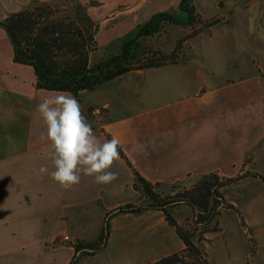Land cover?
Segmentation results:
<instances>
[{
    "label": "crops",
    "instance_id": "0c3cea01",
    "mask_svg": "<svg viewBox=\"0 0 264 264\" xmlns=\"http://www.w3.org/2000/svg\"><path fill=\"white\" fill-rule=\"evenodd\" d=\"M33 1L0 0V20ZM80 1L97 2L88 11L100 25L97 42L99 50L105 51L132 37L155 14L181 15V0ZM195 8L201 20L220 22L192 38L184 47L185 57L177 64L127 74L111 82V91L95 90L97 97L87 103L81 99L84 92L74 97L94 134L101 141L118 139L128 161L156 191L217 173L223 178L241 177L233 185L250 181L242 194H255L259 186L264 187V175L251 169L258 160L264 161V0H225L209 7L208 15ZM221 27H234L233 47L246 55L239 75L226 72L231 65L217 68V29ZM204 35L215 43L213 47L192 46ZM8 39L0 27V264H58L56 252L61 248L70 254L65 264L74 258L77 263L89 249L76 254L74 246H64L66 241L61 240L80 227L83 207L88 209L97 202L105 207L107 202V215L113 208L111 213L133 204L141 189L135 188L133 169L120 155L110 169L118 177L106 185L82 176L79 184L64 189L50 175L39 173L41 167L51 172L54 166L48 157V142L39 139L46 126L36 108L45 97L60 92L36 88L32 68L14 62ZM131 74L132 83L125 84L124 79ZM248 213L239 216L244 232L250 230L257 245L256 236L264 233V204L251 207ZM56 220L58 231L53 227ZM47 225L54 232H46ZM73 236V240L79 239ZM184 248L181 241L177 251L149 263Z\"/></svg>",
    "mask_w": 264,
    "mask_h": 264
},
{
    "label": "trees",
    "instance_id": "16d2710c",
    "mask_svg": "<svg viewBox=\"0 0 264 264\" xmlns=\"http://www.w3.org/2000/svg\"><path fill=\"white\" fill-rule=\"evenodd\" d=\"M193 1H180L181 15L174 12L155 14L132 37L116 43L117 53L96 62L91 61V56L99 49L97 33L100 25L89 14L88 8L97 5V2L84 4L80 0H35L28 7L0 20V27L11 41L14 62L33 69L38 90L71 93L79 98L83 92L92 91L127 74L177 64L182 58L178 46L171 55H167L144 43L159 34L165 23L192 27L203 22L211 28L220 22L213 19L208 24V21L201 20ZM194 37L196 35L189 39ZM118 151L133 169L135 188L141 189L149 202L139 207L128 203L113 214L140 215L147 210L160 211L185 246L183 250L149 264H211L205 247L200 244L207 241L208 233L213 232L211 225L222 214L221 208L236 210L226 202L222 189L230 187L241 177L221 178L217 173H211L203 176L191 188L163 198L134 169L120 147ZM183 205L192 208L195 214L190 229L181 226L172 213L174 208ZM109 232L110 222L107 221L96 241L72 245L76 254L89 249L91 253H85L92 256L105 248ZM75 263L76 258L71 264Z\"/></svg>",
    "mask_w": 264,
    "mask_h": 264
},
{
    "label": "rangeland",
    "instance_id": "374dc122",
    "mask_svg": "<svg viewBox=\"0 0 264 264\" xmlns=\"http://www.w3.org/2000/svg\"><path fill=\"white\" fill-rule=\"evenodd\" d=\"M224 1L225 0H195V5L201 12L208 15L209 7L219 6V3ZM220 12L227 13L225 9H221ZM212 21L213 20H209L208 24L212 23ZM232 28L221 27L217 29V54H215V56H217V68L222 69L225 66L231 65L226 72L230 75H239L243 71L244 64L242 63L246 55L239 54L238 50L233 47L235 46L233 42L236 39H234L235 32L232 31ZM208 29V25L203 22L192 27H182L165 23L161 32L153 38L148 39L144 45L155 50H160L167 55H171L178 46L180 48L182 60L186 55L184 47L188 45L191 40L189 38L194 35L197 36ZM8 40L11 43L10 39ZM214 45L215 43H211L207 35L200 36L192 42V46L194 47H213ZM117 52L118 46H114V48L109 51H105L103 48L100 50L98 49V51L91 56V61L96 62ZM210 55L212 56L213 54ZM208 60L210 62L215 61L212 58ZM236 64L241 66L236 68ZM212 65L216 69V65H214V63H212ZM31 70L34 74L33 69ZM131 76H134V74L128 75V77L124 79L125 84L132 83ZM111 82L105 83L103 86L101 85L102 87L99 89L97 87V89L92 91L84 92L81 99L84 103H87L92 98L97 97L99 92L111 91L113 87H111ZM95 90L100 91L95 93ZM262 148L264 149V142L262 143ZM251 169L264 175V161H261V159L258 160L256 164L251 165ZM220 177L223 178L222 176ZM195 183H197V181L185 180L168 188L157 189L156 192L164 198L169 195H176L186 188H191ZM249 183L250 181H245L239 185H233L222 189L226 202L237 204L239 208L237 210L221 208V210L224 211L211 225L213 232L208 233L206 235L207 241L200 244L205 247L211 264H246L247 260L249 264H264V233H262V237H257L254 234L256 238H259L256 245L252 237L253 233L250 230L244 232L239 216L242 213L248 215L251 207L255 205L262 206L264 204V196L261 194L263 193L262 190H264V187L259 186V189L255 190V194L252 192L247 196L242 194L245 185ZM256 192H258V194H256ZM148 202V197L142 191L131 201V203L138 207L147 205ZM97 203L88 207V209L83 207L79 213L80 227L74 228L72 232L69 231V233L64 234V236L71 235L72 237L76 235L75 237L79 239L73 240L70 236L72 242L66 241L64 246L75 245L79 242L91 243L96 241L107 221L110 222L109 238L111 241L107 248H101L98 252L96 251L97 253L94 256H88L83 252L82 256L77 259L76 264H145L149 263L154 258L162 257L179 249L181 241L175 229L168 225L162 212L154 210L155 212L145 211L140 215L129 213L115 216L111 213L113 208L105 215V209L110 204L106 202L105 208L103 205H99V202ZM172 213L181 226L188 229L192 228L195 220V214L192 208L183 205L174 208ZM68 217H70V214H68ZM57 221L58 220L53 222L55 231L59 229ZM68 223H72L70 218H68ZM54 230L47 225L46 232H54ZM135 230L136 232H134ZM58 241L59 242H56L57 246L61 244L60 240ZM61 241L65 242L64 239ZM86 252L91 253L89 250ZM56 254L59 257L58 264H65L70 255L67 248L59 249ZM252 257H254V263H252Z\"/></svg>",
    "mask_w": 264,
    "mask_h": 264
},
{
    "label": "clouds",
    "instance_id": "9594fccd",
    "mask_svg": "<svg viewBox=\"0 0 264 264\" xmlns=\"http://www.w3.org/2000/svg\"><path fill=\"white\" fill-rule=\"evenodd\" d=\"M36 111L46 126L39 139L48 142V157L54 166L51 172L41 167V175H50L64 189L79 184L82 176L91 177L101 185L117 179L118 173L110 169L119 160L120 141L116 138L101 141L71 93L45 97Z\"/></svg>",
    "mask_w": 264,
    "mask_h": 264
},
{
    "label": "built area",
    "instance_id": "2783aa9c",
    "mask_svg": "<svg viewBox=\"0 0 264 264\" xmlns=\"http://www.w3.org/2000/svg\"><path fill=\"white\" fill-rule=\"evenodd\" d=\"M63 239H64V241L72 242L70 236H68V235L64 236Z\"/></svg>",
    "mask_w": 264,
    "mask_h": 264
},
{
    "label": "water",
    "instance_id": "95a60500",
    "mask_svg": "<svg viewBox=\"0 0 264 264\" xmlns=\"http://www.w3.org/2000/svg\"><path fill=\"white\" fill-rule=\"evenodd\" d=\"M220 6H221V4H220Z\"/></svg>",
    "mask_w": 264,
    "mask_h": 264
}]
</instances>
